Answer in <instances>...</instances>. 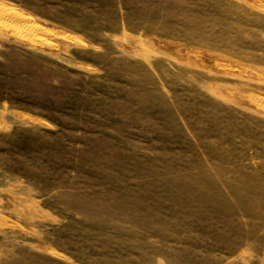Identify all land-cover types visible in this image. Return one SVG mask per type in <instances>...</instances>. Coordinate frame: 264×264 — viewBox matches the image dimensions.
<instances>
[{
	"label": "rangeland",
	"instance_id": "1",
	"mask_svg": "<svg viewBox=\"0 0 264 264\" xmlns=\"http://www.w3.org/2000/svg\"><path fill=\"white\" fill-rule=\"evenodd\" d=\"M0 264H264V0H0Z\"/></svg>",
	"mask_w": 264,
	"mask_h": 264
},
{
	"label": "bare ground",
	"instance_id": "2",
	"mask_svg": "<svg viewBox=\"0 0 264 264\" xmlns=\"http://www.w3.org/2000/svg\"><path fill=\"white\" fill-rule=\"evenodd\" d=\"M2 13V12H1ZM2 15V14H1ZM5 15V14H4ZM4 15H2L4 17Z\"/></svg>",
	"mask_w": 264,
	"mask_h": 264
}]
</instances>
